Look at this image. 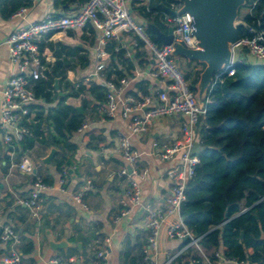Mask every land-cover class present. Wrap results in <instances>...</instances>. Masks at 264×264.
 Wrapping results in <instances>:
<instances>
[{
  "label": "crops",
  "instance_id": "0c3cea01",
  "mask_svg": "<svg viewBox=\"0 0 264 264\" xmlns=\"http://www.w3.org/2000/svg\"><path fill=\"white\" fill-rule=\"evenodd\" d=\"M28 1L31 5L26 21L20 17L3 16L2 6H0V108L5 84L17 73L16 66L9 58L7 39L10 34L27 22L41 21L48 14L71 15L85 2L84 0H70L57 8L56 0ZM127 4L137 22L147 27L153 24L149 23L145 17V13H148L146 9L150 7L151 1L127 0ZM165 26L167 31L157 27L163 33H167L171 26L168 23ZM100 36L99 31L88 25L79 32L53 34L40 44V47L44 46L42 53L47 58L45 64L48 66V72L54 77V84L56 80L58 81V88H55L52 101L40 100L37 105L38 111L36 112L43 114L41 125L46 134L57 135L49 116L54 110L59 109V101L64 95V91L60 90V85L63 86L66 82L87 87L91 84H99L92 78V74L97 60L96 49ZM50 44L54 45L55 50L58 44L79 50L73 58L65 57L63 54L69 62L65 67L64 77L53 75L57 57L50 48ZM113 45L116 46V51L125 50V60H129L133 65L127 77L129 80L127 93L136 92V85L141 82H145L144 85L151 92L163 89V85L151 77L155 63L151 52L139 43L134 35H121L120 38L108 43L107 68L112 64L109 50ZM82 56H87L86 62L81 59ZM181 68L185 75L187 72L194 75L195 72L204 69L201 65L188 63L185 59H181ZM103 77L105 78V74ZM142 95L139 93L137 96ZM84 101L89 103L86 107L83 106ZM65 104L74 107L81 115H84L89 127L84 132L77 131L69 138L68 141L75 146V150L64 148L66 160L62 168L63 172L58 168L55 157L49 165L42 161L50 154L53 146L41 143L33 134L29 136L30 140L34 139L31 147L23 141L9 146L4 142L3 132L0 129L1 224L9 223L14 227L20 239L19 249L22 259L26 264H45L55 258L67 264H94L96 252L104 246L106 239H110L108 264H146L145 250L150 232L146 225L147 216L144 207H137L127 217L120 218L121 202L125 199L128 189L126 179L119 176L123 165L119 152L120 143L123 138L130 137L133 147L144 154L142 160L135 166L136 173L132 176L140 185L143 205H151L166 211L167 201L172 193V185L167 172L178 165L180 157L176 156L170 161H164L150 155V152L152 143L155 141L160 146L166 147L178 140L181 135L180 125L184 118L171 116L156 122L146 135L130 136L128 120L123 118L121 110L115 116L107 117L104 114L105 104L94 108L91 96L87 92L79 97L67 98ZM200 126L197 128L196 137V152L199 154L202 150L199 136ZM57 150L58 153L61 152L60 148ZM25 157L33 162L36 172L49 186V190L43 194L42 210L38 216H34L22 203L30 198L34 180L33 176L19 169V164ZM63 178L65 185L61 186L60 182ZM88 182L92 183L93 190L86 193L83 203L87 208H84L74 198ZM182 223L184 221L179 214L166 216L161 229L158 250L150 258V264H168V261L173 258V264H198L200 261L207 264L196 247L191 246V243L184 245L187 240L171 239L168 236V230L171 227L180 226ZM53 243H64V245L53 249L51 247ZM8 250V245L0 240V264ZM204 251L212 264H231L222 255L224 248L218 251L215 249L208 251L204 249ZM142 252L144 258L141 263L139 258ZM217 253L221 254L220 258H216ZM247 253L252 254L253 250L249 249Z\"/></svg>",
  "mask_w": 264,
  "mask_h": 264
},
{
  "label": "built area",
  "instance_id": "2783aa9c",
  "mask_svg": "<svg viewBox=\"0 0 264 264\" xmlns=\"http://www.w3.org/2000/svg\"><path fill=\"white\" fill-rule=\"evenodd\" d=\"M151 1V0H147ZM181 8L179 2L171 3L168 8L178 11ZM252 9H248L251 12ZM29 8H21L14 16L27 20ZM165 21L173 28L175 41L190 49L197 48V39L192 35L193 18L189 14L177 17L166 15ZM88 25L100 32L98 41L97 60L92 78L96 80L106 90V102L104 114L113 117L121 110L123 118L128 120L130 136L146 135L153 125L171 116H182L184 119L180 125L181 135L172 145L162 147L158 142L152 143L150 155L156 156L164 161H170L176 156L180 157L177 166L170 168L167 177L172 185V193L167 201V209L163 211L151 205H143L141 188L138 182L133 179L136 173L135 166L139 163L144 154L133 147L130 137L121 140L119 152L123 165L119 171V176L126 179L128 189L126 197L121 202L120 218L127 217L135 208L143 206L146 212V225L150 232L147 248L145 250L146 264H150L159 245V238L163 222L169 214H179L183 204L186 202V190L189 183L194 179L198 166L200 165L199 153L196 152L197 128L201 125L206 115L205 102L200 106L196 98V92L192 88L191 82L181 71L172 53V46L155 44L148 35V27L137 22L127 4V0H89L80 5L78 9L68 16H55L48 14L38 22H27L14 30L7 44L9 47V58L16 66L17 73L14 74L5 84L2 92V104L0 108V129L3 132L4 142L13 146L15 142L22 141L27 136H32L31 130L22 124L28 118L31 119V109L37 106V99L34 90V81L45 77L48 68L45 62L47 58L40 49V44L48 36L61 32H79ZM249 35L240 39L233 47V61L230 66L217 74L216 79L223 76H234L232 69L236 63H242V58L236 55L248 50V55L264 62V32H257L254 29L248 30ZM121 35H134L138 42L143 44L152 54L155 63L151 71V77L163 85L159 91H150L148 95L135 96L126 92L129 80H107L103 77L109 55L107 45L110 41L120 38ZM138 46V44H136ZM44 59V61H43ZM89 127L88 123H83L79 132H84ZM19 169L30 176H33L32 190L30 198L23 203L34 216L42 210V197L49 190L48 184L43 177L36 172L33 162L25 157L19 164ZM65 185L64 178L60 182ZM93 190L91 182L75 196V200L87 208L83 199L88 191ZM171 239L190 240L191 246L197 248L199 253L212 264L205 255L204 249L198 244L184 223L180 226L171 227L168 230ZM0 240L9 247L8 252L2 257V264H26L23 262L22 253L19 249L20 239L14 227L0 222ZM110 239H106L104 246L96 252L94 264H108ZM221 254L217 253L216 258ZM174 258L168 261L173 264ZM44 264V263H36ZM45 264H67L55 258Z\"/></svg>",
  "mask_w": 264,
  "mask_h": 264
},
{
  "label": "trees",
  "instance_id": "16d2710c",
  "mask_svg": "<svg viewBox=\"0 0 264 264\" xmlns=\"http://www.w3.org/2000/svg\"><path fill=\"white\" fill-rule=\"evenodd\" d=\"M69 1L56 0L55 6L58 8ZM84 1L86 3L89 0ZM176 2L151 0L150 7L146 9L148 13H145L147 21L167 31V8ZM30 5L28 0H0L1 13L6 17L14 16L21 8H29ZM244 8L252 10L243 20L251 29L264 32V0H248ZM239 33L241 38L250 34L244 27L239 28ZM148 35L155 44L162 45L149 30ZM49 46L57 57L53 75L64 77L69 62L63 54L73 58L79 50L61 44L57 45V50L54 45ZM43 47L41 45V51ZM109 51L112 64L106 69L105 78H127L133 65L125 60V50L116 51L113 45ZM81 59L86 62L87 56ZM242 60V63L233 66L234 76L215 78L208 92L206 115L199 129L202 147L200 165L188 185L186 202L180 215L185 218L184 224L203 249L218 251L224 248L222 255L231 264H264V62L250 59L249 56H244ZM201 72H195L194 75L186 73L192 88L198 83ZM45 73L44 78L33 82L34 90L37 99L50 102L55 94L54 77L48 70ZM144 84H137V93L133 91L131 94L148 95L150 91ZM60 90L64 91V95L59 101V109L49 116L56 136L46 134L42 129L43 114L36 112L38 106L31 109L32 120L26 118L22 124L41 143L61 149L55 156V162L63 172L66 160L64 148L75 150L68 140L85 123L84 115L66 105V99L87 92L94 108H99L100 104L106 102V90L98 84L87 87L70 82L60 85ZM88 104V101L83 102L85 107ZM22 141L29 147L34 143V139L30 140L29 136ZM189 243L190 240H187L184 245ZM249 249L253 250L252 254L247 253ZM143 258L142 252L139 258L141 263ZM198 264L204 263L200 261Z\"/></svg>",
  "mask_w": 264,
  "mask_h": 264
},
{
  "label": "water",
  "instance_id": "95a60500",
  "mask_svg": "<svg viewBox=\"0 0 264 264\" xmlns=\"http://www.w3.org/2000/svg\"><path fill=\"white\" fill-rule=\"evenodd\" d=\"M177 1L181 4V8L177 12L167 8V12L172 17L189 14L193 18L192 35L197 39V48L190 49L176 42L172 27L167 33H163L157 26L149 24L148 30L155 34L163 46L173 47L172 57L179 68H181V59L204 66L198 83L193 86L198 103L203 106L217 74L230 66L233 61V47L241 39L239 28L250 30L244 20H239V14L248 0ZM248 53V50L244 49L239 52V56L243 58ZM54 87L58 88L57 80ZM57 153V148L52 147L50 154L42 160L43 163L51 164ZM63 245L64 243H53L51 247L56 249L57 246Z\"/></svg>",
  "mask_w": 264,
  "mask_h": 264
},
{
  "label": "rangeland",
  "instance_id": "374dc122",
  "mask_svg": "<svg viewBox=\"0 0 264 264\" xmlns=\"http://www.w3.org/2000/svg\"><path fill=\"white\" fill-rule=\"evenodd\" d=\"M247 12H248V8L242 9L240 14H239V20H243L244 16L247 14ZM238 54H239V51L237 50L236 55H238ZM249 58L251 59L253 57L249 56ZM252 60L255 61L254 59H252ZM181 71L184 73L183 68H181Z\"/></svg>",
  "mask_w": 264,
  "mask_h": 264
}]
</instances>
